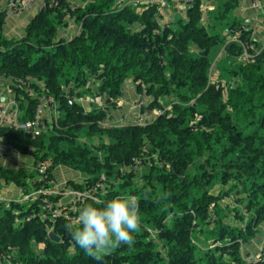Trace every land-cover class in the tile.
<instances>
[{"label":"trees","instance_id":"trees-1","mask_svg":"<svg viewBox=\"0 0 264 264\" xmlns=\"http://www.w3.org/2000/svg\"><path fill=\"white\" fill-rule=\"evenodd\" d=\"M189 1L183 16L162 23L156 4L137 12V4L125 0H54L51 7L45 0L24 35L9 40L2 34L6 11H0V81L9 82L19 120L31 119L42 99L57 114L52 123L56 131L36 138L0 126L3 143L29 154L33 165L48 160L50 177L57 166L84 175L82 182L69 181L66 187L89 190L93 197L74 210L65 205L70 218L77 220L86 205L103 208L131 195L138 200L141 219L132 246L111 248L96 261L72 239L66 228L74 224L71 219L44 212L41 198L26 209L12 200L0 202V261L264 264V248L254 257L242 252L243 244L260 229L264 232V44L255 54L250 49L257 46L253 31L244 21L233 20L242 0H206L218 3L211 24L204 23V0ZM258 1L264 18V0ZM69 21L78 31L59 34ZM224 31L238 37L240 45L226 46L232 58L244 46L249 57L253 54L228 70L226 89L208 77L209 51L224 42ZM128 79L136 93L149 99L142 111L156 109L159 114L141 124L109 120V126L100 125L116 108ZM172 93L178 100L166 108L159 100ZM85 96L91 102L100 98L103 107L91 106L85 114L78 102ZM80 128L107 141H77ZM34 177L22 169L0 168V178L19 189L26 190L28 178L39 187ZM217 185L215 195L211 189ZM229 197L234 205L219 204ZM225 212L233 219L225 221ZM210 222L215 224L207 229L214 242L205 248L197 244L195 233ZM50 231L58 242L49 239Z\"/></svg>","mask_w":264,"mask_h":264},{"label":"rangeland","instance_id":"rangeland-1","mask_svg":"<svg viewBox=\"0 0 264 264\" xmlns=\"http://www.w3.org/2000/svg\"><path fill=\"white\" fill-rule=\"evenodd\" d=\"M9 1L10 0H0V11H6L5 12V18H7V16H10V15H17L19 13H22L23 11H25L26 9H28L30 7V5H29L27 8H24L20 11H17V12L16 11H13V12L9 11L8 12L7 8L9 5ZM130 1H132V0H130ZM170 1H172V0H169V2ZM188 1L189 0H186V2H184V3L180 2V4H178L177 8H175L174 10L170 6L169 11H171V12L173 11V14H171V15H173V20L177 19L179 16L184 15L185 8H186V6H188L187 5ZM133 3L134 4L136 3L138 6L136 8L137 12H140L142 7L147 5V4H156L159 7L158 8L159 15L161 16V19H163V21L165 22L166 19L163 18V9H165L167 6L166 0H136ZM50 4H51V1H50V3H48L47 6L51 7ZM217 4L218 3L214 2V1L204 0L202 2L200 9L203 12V19H205L204 20L205 24H207L208 21L210 23V21L212 19L216 20L213 13H214V11L217 10L216 9ZM259 4L260 3L258 0H242L240 2L239 8L235 12L236 16H235V18H233V20H238L241 22L244 21L248 25V27L251 28V30L253 31L252 37L256 39L257 46L256 47H250V49L252 48L254 50L255 54L260 52L261 47L264 44V18L258 12L257 5H259ZM42 9H43V7L40 8V10H42ZM231 19H232V17L228 18V20H231ZM214 20H212V22H215ZM72 23H74V22H72ZM75 26H76V29H78V26L77 25H75ZM73 31L74 30H72L70 28L69 29L66 28V31L64 34L71 35L72 33H74ZM59 34H61V33H59ZM223 35L225 36L224 42L220 46H217V47H215L209 51L210 68H209L208 77H209V80H213L216 82L220 81L221 84L224 85V87L226 89V85H227L226 82L230 78L229 74L227 73L228 70H230L232 68H236V65L244 62V60H246L250 57L252 58L253 54L249 57L248 52L246 50L247 46H244V49H243L241 55L237 56L236 58H232V56L227 53L226 46L229 42H235V43L239 44V42L237 41L238 37L236 35L235 36H229L228 33L225 31L223 32ZM195 52H196V50H195ZM4 87H5V84L2 80L0 82V93L3 92ZM132 87H133V84L131 82V79H128L124 83V85L122 86V97H120L119 99L116 100V108L111 109L110 110L111 112L107 113V115H108L107 119L99 122L100 125L109 126V124L111 122L113 124H116V125L122 124V123L124 124L127 121H132L134 123L141 124V123H144L146 120H151L155 115L159 114V111H157L156 109H153L150 112H148L147 110L142 111V107L146 106L149 99L146 96L144 97V95H140V94L136 93L134 91V87L133 88ZM177 96H178L177 93H172L169 96H166L164 98H160L159 101H160V103H163V105L166 108H169V106H170L169 104L171 102H174V103L177 102V100H178ZM179 99H180V97H179ZM192 101L193 100H190V102H192ZM78 102H80L82 104L85 114L90 113L91 106H94L96 108L103 107V102L100 98H96V99L93 98V100L91 102V98H89L88 96H85V97H82L81 99H79ZM92 103H93V105H91ZM54 112L55 111L51 110V109H46L43 112V115H42V119H43L42 133L43 134H45V133L51 134V133H54L56 131V130H53V127H52V123L56 122V120H54V118L52 116V114ZM18 113H20V112L18 111ZM54 126H55V124H54ZM75 134L78 136L77 141H80L82 143L85 142L88 145H90L91 143L97 144L100 139L102 141H105V142L107 141V138L105 136H102L101 138H98L97 136L91 138L90 136L87 135L85 129H83V128H80L79 130H77L75 132ZM4 152L6 153L7 150L5 149ZM18 157H20L21 159H23V158L29 159L28 156L19 155ZM62 169L68 170L69 172L75 174L71 178L73 181H75L77 183L83 181L84 175L82 173H79L77 171H74V170H71V169L65 168V167H63ZM56 170L60 171L61 167H55L51 171V174H52V177L54 179L56 186L59 188V190L69 189L68 187L65 186V181L60 180L54 176L55 172H57ZM138 171L140 172V171H142V169L140 168ZM33 174L35 176L37 175L35 172H33ZM138 182L141 183L140 180ZM3 184H4L3 186L0 185V202H3L4 198H5V197H2L1 191L3 188L5 189L7 184L6 183H3ZM34 189L35 188L31 185L30 178H28L26 190L19 189L18 190L19 192H14L12 195H10V200H12L14 202H18L22 196V194H20V192L21 193H24V192L32 193L34 191ZM218 189H219V186L217 185L211 189V192L216 195L218 192ZM5 199H8V198H5ZM30 204H31V202H28V201L22 203L24 209L28 208V206ZM219 204L221 206H223L225 204L232 206V204L234 205V202L231 200V197H229V198H225L223 200H220ZM6 206H8V204L4 203L3 208H5ZM224 211H225V208H224ZM225 213L227 215V219H225V221L233 219L232 215H229L228 212H225ZM18 223L19 222L16 221L14 223V226H17ZM214 226H215V224L210 222V225L204 226L202 231H199V230L196 231V233H195L196 239L195 240L197 241V244H205V245H203L205 248L213 245L214 241L212 239V234L209 235L208 230L211 231V229ZM260 230H261V233H259L260 231L257 232L256 235L251 237V239L246 244L242 245V252L245 255H249L250 252L252 251L253 257H254V256L258 255L255 252V250H256L255 247L258 246L257 252H259L262 248H264V232L262 231V229H260ZM226 257L227 256H225L224 258L226 259ZM9 260H10V258H9ZM9 260L7 258H3L0 261V264H9L8 263ZM246 260H248V259H246Z\"/></svg>","mask_w":264,"mask_h":264},{"label":"clouds","instance_id":"clouds-1","mask_svg":"<svg viewBox=\"0 0 264 264\" xmlns=\"http://www.w3.org/2000/svg\"><path fill=\"white\" fill-rule=\"evenodd\" d=\"M66 228L88 256L101 261L111 248L134 243L132 234L141 228L138 200L129 195L112 199L103 208L86 205Z\"/></svg>","mask_w":264,"mask_h":264},{"label":"built area","instance_id":"built-area-1","mask_svg":"<svg viewBox=\"0 0 264 264\" xmlns=\"http://www.w3.org/2000/svg\"><path fill=\"white\" fill-rule=\"evenodd\" d=\"M34 0H10L8 5V12L20 11L27 8L32 4ZM54 2V0H50ZM48 109L47 102L44 99L39 102L34 110V115L31 119L21 121L19 120V109L18 103L15 99L10 101L8 107H0V126L13 128L29 138H36L42 133L43 128V112ZM54 120H56L57 114L55 112L52 114ZM55 123V122H54ZM7 150V152H15L11 146L5 145L3 139L0 136V155ZM50 168V162L43 161L38 162L33 165V171L37 174L34 180L40 183V186L35 188L32 193H21V199L19 203L34 202L35 200L41 198L42 209L50 213L52 217L62 215L64 217L70 218L68 216V211L65 209V205H68V210H74L79 202H82L85 198H92V192L84 191L79 192L74 189L59 190L56 186L54 179L49 176L47 170ZM66 186V185H65ZM51 198H57L52 201ZM68 198V201H63V199ZM67 203V204H65ZM45 216V213H43ZM72 223H75L76 219L70 218Z\"/></svg>","mask_w":264,"mask_h":264},{"label":"crops","instance_id":"crops-1","mask_svg":"<svg viewBox=\"0 0 264 264\" xmlns=\"http://www.w3.org/2000/svg\"><path fill=\"white\" fill-rule=\"evenodd\" d=\"M135 1L136 0H132V1L125 0V2H129V3H133ZM166 1H167L168 7L166 6V8L163 9V18L166 20L164 22L163 19H161L162 23H166L168 21L173 20V15H171V14H173V11L172 12L169 11L170 6L174 10L175 8H177V6H178V4H180V2H183V3L186 2V0H172L170 2H169V0H166ZM43 5H44V0H34V2L30 5V7L28 9H26L25 11H23L22 13H19L17 15L7 16V18H5V23H4V27H3V31H2V34L4 35L3 37L8 39V40L22 37L24 35L25 26L28 24V22L31 20V18L40 10V8L43 7ZM158 8L159 7L157 6V10H158ZM75 25H76L75 22L74 23L71 22L70 25L68 26V29L70 28V29L74 30L73 31L74 33H72V34H75L79 29V27H78V29H76ZM63 34H64V32L61 33V35H63ZM59 37H63V36H59ZM67 37H70V36H67ZM3 82L5 84V87L3 89V92L0 93V106L8 107L12 98L14 99V97H13L14 93L12 92V90L9 87V82L7 80H3ZM19 155L28 156L29 159H24V158L21 159L20 157H18ZM57 167H61V170L60 171L56 170L57 172H55V174H54V176L56 178L65 181V185L67 184V182L73 181L71 178L75 174L69 172L68 170L62 169L65 166H57ZM0 168L6 169V170H11V171H16V170L22 169L27 173H33L34 172L33 171L32 157L29 154H21V153H17L16 151L12 152V153L3 152V154L0 155ZM65 168H67V167H65ZM3 183H5L4 180H2V178H0V185L3 186L4 185ZM6 184H7V186L5 187V189L3 188L4 190L2 189L1 195H2V197L8 198V199L4 198V201H9L10 195H12L14 192H19L18 191L19 188H16L15 185L12 183H6ZM63 201H68V198L63 199ZM257 247H255V249H256L255 252L258 251ZM250 253L253 254L252 251Z\"/></svg>","mask_w":264,"mask_h":264},{"label":"water","instance_id":"water-1","mask_svg":"<svg viewBox=\"0 0 264 264\" xmlns=\"http://www.w3.org/2000/svg\"><path fill=\"white\" fill-rule=\"evenodd\" d=\"M190 4H191V2L188 1L187 5H190ZM202 54L204 55V52ZM70 103L72 104V102H70ZM48 237H49L50 240H52L54 242H58L59 241V237L56 234H54L52 231H50L48 233Z\"/></svg>","mask_w":264,"mask_h":264}]
</instances>
